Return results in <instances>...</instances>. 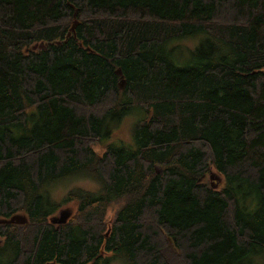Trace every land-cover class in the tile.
<instances>
[{
	"label": "trees",
	"instance_id": "trees-1",
	"mask_svg": "<svg viewBox=\"0 0 264 264\" xmlns=\"http://www.w3.org/2000/svg\"><path fill=\"white\" fill-rule=\"evenodd\" d=\"M127 115L133 146L98 153ZM63 179L96 189L55 200ZM16 213L0 264H258L264 0H0V219Z\"/></svg>",
	"mask_w": 264,
	"mask_h": 264
},
{
	"label": "rangeland",
	"instance_id": "rangeland-1",
	"mask_svg": "<svg viewBox=\"0 0 264 264\" xmlns=\"http://www.w3.org/2000/svg\"><path fill=\"white\" fill-rule=\"evenodd\" d=\"M206 36V34H199L195 37L191 38H184L188 40H181L179 41V46L181 47L180 51L177 52L176 59H180L178 62L179 64L182 65V63L186 60L188 57L189 51L193 49L203 38V36ZM138 119L137 115H127L123 118H121L118 122H113L110 125V131H109V136L102 139L103 142L101 143H96L94 145V149L98 153H102L104 151V148L106 144H115V145H131L133 146V139L131 136V126L134 122H136ZM209 176V182H211L214 187H219L222 184V178L219 176L215 170H211V172L208 174ZM205 178V177H204ZM59 189H56L52 191L53 198L55 200H59L64 193H66L71 187L80 185L83 186L87 189L90 190H95L96 189V184L90 181L86 180H75V179H63L60 180L58 183H56ZM120 206V202H114L110 205L108 211H107V219L112 220V218L115 215V212ZM75 208V203L74 202H69L67 204L58 202V208L57 210L50 216H56L58 215L59 211L63 209V211L67 212L68 210L71 211L70 216L73 213V209ZM105 258L108 260L104 264H126L123 259H117V258H109L108 254H105ZM258 264H264V256L261 257L260 259H257Z\"/></svg>",
	"mask_w": 264,
	"mask_h": 264
},
{
	"label": "water",
	"instance_id": "water-1",
	"mask_svg": "<svg viewBox=\"0 0 264 264\" xmlns=\"http://www.w3.org/2000/svg\"><path fill=\"white\" fill-rule=\"evenodd\" d=\"M75 24H76V21L73 22L71 30H73ZM70 34H71V31H69L67 33V36H69ZM41 46H43L42 43H41ZM117 73H119V74L121 73L120 68L117 69ZM123 82H124V80L121 78L120 83L122 84ZM70 214H71V211L68 210L67 212H65L62 209L59 211L58 215L52 216L50 218V221L52 223H55V224H64L68 220V218L70 217ZM25 222H26V218L22 214H19V213L13 214L8 218H1L0 219V223H8V224H23ZM46 264H53V263L50 262V263H46Z\"/></svg>",
	"mask_w": 264,
	"mask_h": 264
}]
</instances>
